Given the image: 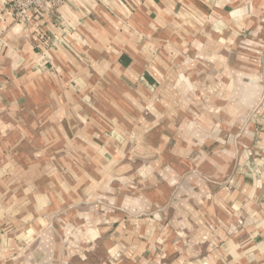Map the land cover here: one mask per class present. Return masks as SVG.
Returning a JSON list of instances; mask_svg holds the SVG:
<instances>
[{
    "label": "crops",
    "instance_id": "crops-1",
    "mask_svg": "<svg viewBox=\"0 0 264 264\" xmlns=\"http://www.w3.org/2000/svg\"><path fill=\"white\" fill-rule=\"evenodd\" d=\"M5 1L0 264H264V0Z\"/></svg>",
    "mask_w": 264,
    "mask_h": 264
},
{
    "label": "built area",
    "instance_id": "built-area-1",
    "mask_svg": "<svg viewBox=\"0 0 264 264\" xmlns=\"http://www.w3.org/2000/svg\"><path fill=\"white\" fill-rule=\"evenodd\" d=\"M65 0H8L6 10L16 24L31 31L32 37L42 49L51 47L55 40L52 31L45 27L46 21L55 22L62 30L64 23L59 17V8Z\"/></svg>",
    "mask_w": 264,
    "mask_h": 264
}]
</instances>
